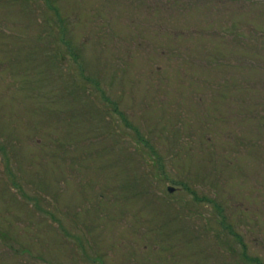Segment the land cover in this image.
I'll return each instance as SVG.
<instances>
[{
    "label": "rangeland",
    "instance_id": "rangeland-1",
    "mask_svg": "<svg viewBox=\"0 0 264 264\" xmlns=\"http://www.w3.org/2000/svg\"><path fill=\"white\" fill-rule=\"evenodd\" d=\"M0 264H264V0H0Z\"/></svg>",
    "mask_w": 264,
    "mask_h": 264
}]
</instances>
